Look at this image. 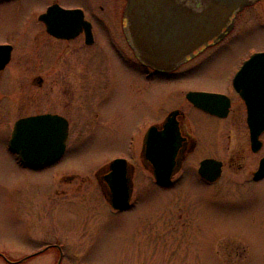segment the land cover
<instances>
[{
	"label": "flooded vegetation",
	"instance_id": "1",
	"mask_svg": "<svg viewBox=\"0 0 264 264\" xmlns=\"http://www.w3.org/2000/svg\"><path fill=\"white\" fill-rule=\"evenodd\" d=\"M25 1L29 2L28 6L24 4ZM126 4L127 0H0V7L14 6L10 17L16 14L19 18V20L9 21L8 26L4 29L7 34L3 39H0V45L6 46L0 49V124L11 125L12 131L16 122L42 115L53 117L60 124H67L64 149L57 160L32 167L24 163L17 153L12 152L19 167L30 171H39L60 161L68 147L71 134H75L73 139L85 136L84 132H81L84 129L82 126L103 117L104 114H100L102 96L113 92L107 85L111 84L113 79L130 81L133 78L132 73L135 65L136 73L140 77L142 76V79H150L152 76L160 80L176 79L177 75L181 73L178 71L179 67L170 71L157 70L139 60L125 32L124 10ZM23 7L26 8V13H22ZM48 9L52 11L48 13ZM231 19L233 27L222 40L210 42L209 45L201 47L181 65L193 62L190 65L193 66L205 61L206 55L200 57L224 41L238 23L237 29L251 24L264 27V0H255L244 6ZM261 51L264 50L252 49L247 52L239 60L224 88L208 91L222 94L225 98L223 99L227 100L228 106L224 116L202 110L186 98L188 91H206L197 89H190L184 93L187 109L180 105L167 112L168 115L173 110H179L175 119L183 138L176 156V159H181L180 166L171 175L167 184L159 185L154 179L152 181L149 179L152 164L142 153L143 140L147 130L144 129L139 137L138 145L135 146L132 135L125 146L126 150L132 148V152L129 154L132 153V156H136V162H133V158L127 155L117 157L126 161L125 167L123 166L124 174L121 177L124 181L129 178L128 184L126 182L121 187V189L130 187L129 201L125 208H113L109 203L110 193H112L108 183V177L112 172L110 161L94 169L92 181L87 175L86 181H83L84 178L81 180L87 184L94 183L96 194L94 193L93 196H83L78 200L69 198L65 189L58 191L54 189L57 185L53 186L52 184L47 188L49 193L52 191L65 193L59 199L52 198V201H46V197H41V199L38 197L37 200H32V197L26 202L17 200L16 206L20 209L26 203L25 209H21L22 212L19 211L21 212L19 218L27 225V230L20 231V233L22 232L25 237V239L23 238L25 242L28 241L23 244L28 247L26 250L28 252L18 258H12L5 253L6 250L0 249V261H2L0 264H85L75 258V254L74 257L70 254L72 251H79L82 245L68 243L65 236L69 232L63 234L45 232V221H47L45 216H53V211L56 208H69L78 204L79 218L82 215L84 219L82 224V218L80 220L78 218L76 222L79 221L77 225L80 230L79 235H84L95 222L97 223V212L100 211L99 208L97 209V205L101 207L103 204L113 215L132 210L140 203L141 197L138 195V188L144 187V184L153 183L160 191H168L177 187L189 172L192 173L202 192V195L197 198H205L210 201L219 199V197L213 198L216 196L213 189L217 188L220 179L224 182L220 187L221 193L224 195L222 199L224 202H237V199L243 200L257 196L259 188L256 186L264 183V174L256 176L260 160L264 156V131L258 137L261 146L252 148L247 124L246 99L235 89L233 76L252 54ZM108 53L110 55L106 58ZM101 55H105V57ZM117 64L121 65L120 69H117ZM191 111L199 113L201 117L214 120L215 125L207 126L206 130L202 128L201 132L197 131L191 121ZM164 119L156 123L159 129L162 128ZM73 124H76L77 127L80 126L79 132L74 130L75 132L72 133ZM221 133L225 135V147L220 150L212 148L210 146V143L214 141L212 139ZM209 138L211 140H208ZM203 139L207 142V148L195 155L194 153ZM215 142L217 143V141ZM207 158L220 162V174L212 181L202 177L198 172L201 161ZM139 170L142 171V174L137 173ZM72 176L65 173L58 175L56 182L58 185L59 183L66 184L72 180ZM179 199L178 195L169 197V201L166 205L164 203L165 207L157 213L154 222L147 223L148 227L143 229V236L151 237L147 240L149 244L153 242L154 246L158 242L162 244L163 250H165L164 245H168L169 255L172 254L174 259L172 261L164 260L166 263H188L189 260L182 258V256H186L185 251H187V248L182 247V242L189 240L191 243L189 245L194 253L192 248L196 247L198 241L195 237L200 228L194 225L195 218L189 211V207H187V213L190 217L188 220L184 218L187 220L186 222L182 221V207ZM90 200H93L94 204V210L92 209L91 213L86 206ZM171 203H173L174 211L171 210ZM191 235L194 237L189 238ZM163 241L166 242L163 243ZM182 252H185L184 255ZM43 254H47V260H35L36 257ZM177 254L180 256L175 258ZM191 257L193 258V256Z\"/></svg>",
	"mask_w": 264,
	"mask_h": 264
},
{
	"label": "rangeland",
	"instance_id": "2",
	"mask_svg": "<svg viewBox=\"0 0 264 264\" xmlns=\"http://www.w3.org/2000/svg\"><path fill=\"white\" fill-rule=\"evenodd\" d=\"M24 4L28 6L29 2L25 1ZM13 8L12 5L0 7V39L6 36L4 29L9 21L19 20L16 14L10 17ZM21 10L22 13H26V8L23 7ZM238 25L239 23L217 47L209 49L200 57L206 55L205 61L193 66H190L193 62L179 66L178 71L181 73L176 79L160 80L153 76L150 79H142V76L136 73V65L130 81L113 79L111 84L107 85L113 92L102 96L100 114H104L103 117L82 126L84 129L81 132H84L85 136L73 139L75 134H71L62 159L43 170L30 171L18 166L15 156L8 149L11 125L0 124V249L6 250L5 253L12 258H18L28 252L26 251L28 247L23 245L28 241L25 242L22 234L27 230V225L19 218L26 203L22 205L21 210L16 206L17 200L26 202L32 197V200H37L38 197L40 199L46 197V201H52V198L59 199L65 193L54 191L49 193L47 188L52 184L57 185L54 189L58 191L65 189L69 198L78 200L83 196L95 195L94 183L83 182L86 181V175L92 181L94 169L119 156L127 155L136 162V156L129 154L132 148L126 150L125 147L132 135L136 146L139 144L142 131L164 119L169 110L180 105L187 109L184 102V93L187 90L208 92L223 89L239 60L247 52L252 49L264 50L263 26L251 24L237 29ZM109 55L108 53L106 58ZM116 67L120 69L121 65L117 64ZM190 117L194 128L200 132L202 128L215 125L214 120L201 117L194 111L190 112ZM72 127L74 133L80 126L73 124ZM212 140H214L210 143L212 148L220 150L225 147L223 133ZM206 144L203 139L194 154L198 155L202 150H206ZM64 173L73 175L72 180L58 185L57 176ZM137 173L142 174V171L139 170ZM83 178L85 180L81 181ZM149 179L153 180L151 173ZM223 183L220 179L217 188L213 189L216 193L213 198L219 197L213 201L197 198L202 192L190 172L177 187L168 191H160L153 183L144 184V187L138 188L140 203L132 210L113 215L103 204L101 207L97 205V209L100 210L97 212V223L95 222L84 235H79L80 230L77 227L79 221L76 222L80 216L78 204H74L72 208H56L53 216L44 217L47 220L45 232L60 234L69 232L65 236L68 243L82 245L79 251H72L70 254L73 257L75 254V258L85 264H174L164 262L174 259L172 254L169 255L168 245H164L163 250L162 244L158 242L154 246L153 242L149 244L147 240L151 237L143 236V229L148 227L147 223L154 222L157 213L163 210L169 197L178 195L181 199L179 201L182 207V221L189 219L187 213L189 207L195 218L194 225L200 228L195 237L196 241L198 239L196 247L192 248L194 253L189 240L182 242V247L187 248L186 256L182 258L189 260L183 264H264V183L256 186L259 188L257 196L237 199V202L231 203L222 200L224 195L220 187ZM93 205V200L86 204L90 213L94 210ZM172 205L173 203L171 210L174 211ZM206 216L210 218L207 219ZM150 218L151 220H148ZM80 219L82 224L84 217L81 215ZM179 256L177 254L175 258ZM47 258V254H43L35 260L44 261Z\"/></svg>",
	"mask_w": 264,
	"mask_h": 264
},
{
	"label": "water",
	"instance_id": "3",
	"mask_svg": "<svg viewBox=\"0 0 264 264\" xmlns=\"http://www.w3.org/2000/svg\"><path fill=\"white\" fill-rule=\"evenodd\" d=\"M254 1L127 0L124 10L126 36L140 61L157 70L170 71L201 47L223 39L233 27L231 17ZM3 47L6 46L0 45V49ZM233 85L246 99L251 145L259 148L258 137L264 131V52L254 53L244 62L233 78ZM186 98L211 114H226L228 102L222 94L190 91ZM178 113L179 110L171 111L162 128L152 125L144 136L142 153L152 164L151 173L159 185L167 184L181 163L180 158L176 159L183 140L175 119ZM66 135V123L60 124L48 115L35 116L14 124L8 146L23 162L37 167L60 157ZM124 163L126 161L120 158L109 163L112 169L108 177L112 189L109 203L117 209L125 208L130 196V187L121 189L129 182V178L124 181L121 177ZM198 172L210 181L215 180L220 174V162L204 159ZM262 174L264 156L256 176Z\"/></svg>",
	"mask_w": 264,
	"mask_h": 264
}]
</instances>
